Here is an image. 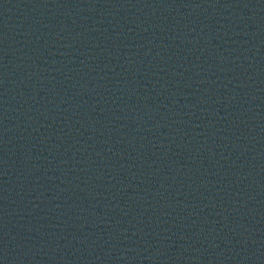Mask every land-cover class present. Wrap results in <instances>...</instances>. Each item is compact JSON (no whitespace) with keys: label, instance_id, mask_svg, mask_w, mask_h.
Segmentation results:
<instances>
[{"label":"water","instance_id":"1","mask_svg":"<svg viewBox=\"0 0 264 264\" xmlns=\"http://www.w3.org/2000/svg\"><path fill=\"white\" fill-rule=\"evenodd\" d=\"M103 1L115 0H0V20L49 9Z\"/></svg>","mask_w":264,"mask_h":264}]
</instances>
